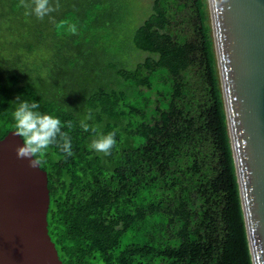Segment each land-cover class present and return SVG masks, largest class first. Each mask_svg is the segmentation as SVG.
<instances>
[{
    "label": "trees",
    "instance_id": "obj_1",
    "mask_svg": "<svg viewBox=\"0 0 264 264\" xmlns=\"http://www.w3.org/2000/svg\"><path fill=\"white\" fill-rule=\"evenodd\" d=\"M207 4L153 0L132 37L142 58L109 63L88 87L65 72L66 89L49 82L21 56L0 63V138L14 130L17 96L73 125L62 130L74 154L53 145L40 165L63 264H253ZM19 5L0 0V16ZM111 131V155L89 149Z\"/></svg>",
    "mask_w": 264,
    "mask_h": 264
},
{
    "label": "water",
    "instance_id": "obj_2",
    "mask_svg": "<svg viewBox=\"0 0 264 264\" xmlns=\"http://www.w3.org/2000/svg\"><path fill=\"white\" fill-rule=\"evenodd\" d=\"M253 264H264V0H207ZM0 138V264H63L48 233L47 173Z\"/></svg>",
    "mask_w": 264,
    "mask_h": 264
},
{
    "label": "rangeland",
    "instance_id": "obj_3",
    "mask_svg": "<svg viewBox=\"0 0 264 264\" xmlns=\"http://www.w3.org/2000/svg\"><path fill=\"white\" fill-rule=\"evenodd\" d=\"M50 3L60 7L43 20L25 16L24 8L19 16H0V63L21 56L26 63L39 67L49 82L55 75L53 82H61L65 72L64 76L68 73L88 87L112 74L111 69H105L109 63L131 68L142 58L144 52L134 47L132 37L152 12L153 0ZM73 25L75 34L70 31ZM27 46L32 50L27 51ZM65 80L61 84L66 89L70 80Z\"/></svg>",
    "mask_w": 264,
    "mask_h": 264
},
{
    "label": "clouds",
    "instance_id": "obj_4",
    "mask_svg": "<svg viewBox=\"0 0 264 264\" xmlns=\"http://www.w3.org/2000/svg\"><path fill=\"white\" fill-rule=\"evenodd\" d=\"M25 9V16L35 15L36 18L43 20L45 16L57 11L59 3L53 6L50 0H20V5ZM70 31L75 34V26L70 27ZM17 106L12 113L14 120V134L22 139V146L16 148L18 159H27L29 167L39 168L45 162V156L49 148L53 145L60 148L66 156H72L71 137L62 129L73 127L71 121L62 122L58 117L48 113H43L39 109V102L29 101L17 96L13 101ZM91 119V115L88 117ZM84 131L89 130L87 124L82 123ZM96 131L95 128L92 129ZM116 131L101 134L93 139L89 149L105 156L111 155L113 148L117 145Z\"/></svg>",
    "mask_w": 264,
    "mask_h": 264
}]
</instances>
